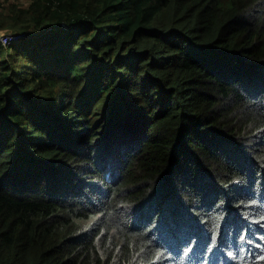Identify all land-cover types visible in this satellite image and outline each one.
<instances>
[{"label":"trees","instance_id":"trees-1","mask_svg":"<svg viewBox=\"0 0 264 264\" xmlns=\"http://www.w3.org/2000/svg\"><path fill=\"white\" fill-rule=\"evenodd\" d=\"M0 264H264V0H0Z\"/></svg>","mask_w":264,"mask_h":264},{"label":"built area","instance_id":"built-area-1","mask_svg":"<svg viewBox=\"0 0 264 264\" xmlns=\"http://www.w3.org/2000/svg\"><path fill=\"white\" fill-rule=\"evenodd\" d=\"M23 37L19 32H5L0 30V45H8L19 41Z\"/></svg>","mask_w":264,"mask_h":264},{"label":"rangeland","instance_id":"rangeland-1","mask_svg":"<svg viewBox=\"0 0 264 264\" xmlns=\"http://www.w3.org/2000/svg\"><path fill=\"white\" fill-rule=\"evenodd\" d=\"M11 1H12V0H11ZM18 1H20V2H22V3L29 2V0H18Z\"/></svg>","mask_w":264,"mask_h":264}]
</instances>
